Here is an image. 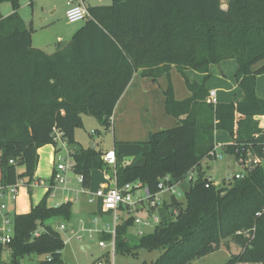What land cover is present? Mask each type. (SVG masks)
<instances>
[{"label": "trees", "instance_id": "trees-1", "mask_svg": "<svg viewBox=\"0 0 264 264\" xmlns=\"http://www.w3.org/2000/svg\"><path fill=\"white\" fill-rule=\"evenodd\" d=\"M5 3L13 9L7 17L1 13ZM222 6L221 0H113L109 7L88 8L89 19L70 42L47 54L33 47V30L18 13L20 0H0V184L24 180L32 192L38 150L49 144L57 148L56 133L76 146L73 173L83 177L84 189L100 170L113 172L120 188L140 183L154 196L165 178L170 179L166 185L178 184L195 170L186 202L174 196L164 201L153 232L132 235L133 217L118 225L116 252L134 257L138 250L157 252L142 264H195L234 239L241 250L226 264H264V128L259 120L264 99L256 91L264 74V0H228L227 9ZM228 59L238 63L235 80L243 99L214 104L204 84L187 81L191 96L177 101L170 84L164 92L166 111L179 123L150 134L143 163L129 164L116 154L112 167L103 161L104 153L76 143L84 116L111 127L114 110L138 71L154 81L169 77L172 67L183 75L192 69L207 77L210 65ZM217 131L229 134L233 142L222 149L246 171L223 188L202 168L216 148ZM249 155L260 161L253 172L247 168ZM55 185L53 175L45 199L30 213L13 216V238L6 248L0 243V264H66V242L49 223H69L72 203L47 205ZM104 240L111 242L112 236ZM32 255L44 259L34 262Z\"/></svg>", "mask_w": 264, "mask_h": 264}, {"label": "rangeland", "instance_id": "rangeland-1", "mask_svg": "<svg viewBox=\"0 0 264 264\" xmlns=\"http://www.w3.org/2000/svg\"><path fill=\"white\" fill-rule=\"evenodd\" d=\"M86 4L94 2L93 6L109 7L113 4V0H84ZM68 0H20L19 15L28 23V27L33 30L32 43L33 47L41 50L47 54L54 52L56 46L63 41L64 44L70 42L72 36L77 30L85 25V21L71 24L67 21L66 10L68 7ZM222 7L227 9L228 0H221ZM32 3V4H31ZM13 12L10 4H3L1 6V13L4 17L9 16ZM61 34L63 39L61 41H55L52 45L49 38L53 35ZM71 36V37H70ZM238 69V63L235 59H228L220 64H212L208 69V76L196 70H188L185 74H181L177 69L172 68L170 75L163 76L155 81L157 92H161L164 96V92L171 84L175 97L184 96L187 93L186 82H198L204 84L208 91H215L217 97L215 98L217 103H236L242 100V90L235 81V73ZM257 95L262 94L264 96V74L260 75L257 79ZM156 107V106H155ZM161 112L164 113L163 119H156L158 115L157 109L154 110L153 105L148 108H144L142 114L139 115L140 125L139 129L132 132L126 137L127 131L119 124L112 122L109 129L104 128L92 116H84L83 126L76 129L75 141L83 148H91L93 141L98 144L97 150L107 154L115 152L114 147L124 148L129 150L131 156L128 158L129 164L140 161L145 152L150 150L148 144L149 139H141L145 130L159 131L166 128H172L175 125V119L168 115L165 106L161 108ZM161 128V129H160ZM124 130V132H123ZM124 135V136H123ZM216 142L222 144V146H229L232 144L231 137L226 132H219L216 135ZM76 146H68L66 143L58 140V147L53 144L45 145L41 147L42 153H38V165L35 172L34 180L37 178L44 179L47 187L53 178V172L56 170L58 164L72 163V153L75 152ZM96 149V148H95ZM218 155H222V159L212 156L202 161L203 170L206 178H211L216 182L217 188H223L229 186L228 179L236 174H245V165L243 162H238L234 156L229 155L227 152L221 149L217 151ZM113 167V166H112ZM22 169V168H21ZM55 173V172H54ZM113 173V172H111ZM98 172H95L90 191H94L96 188H103L98 184ZM73 182L69 184L67 189L62 185H55L54 191L46 199L49 207H56L63 204V198L68 196L75 203L72 205V216L69 223L65 221H59L54 224L57 231L61 234L65 240V248L62 251V260L66 264H98L99 262H106V255L109 256V247L103 249L99 246V242L103 241L106 246L110 242L104 240L103 232L105 224H112L113 210L112 208H103L97 204H88L89 196L87 193L81 191V187L74 180L76 175L69 173ZM191 176V175H190ZM192 177L196 179L197 174H193ZM99 186V187H98ZM190 182L188 177L182 180L176 187L177 191L182 194L181 197L175 196L176 200L183 203L186 202V194L189 192ZM28 188L22 187L20 189L21 195L17 201L16 213H27L31 206H35L39 202L45 199L47 195L46 188H36L32 192L27 190ZM142 191L137 194V197L142 195ZM51 196V197H50ZM142 197V196H140ZM162 200L165 198L169 201L170 194H163ZM163 204V201L159 202V206ZM145 209V208H144ZM96 211L98 221L87 222L92 215V212ZM139 214L141 212H138ZM155 210H151L149 214H155ZM28 214V213H27ZM122 221L129 218L131 213L125 211L120 212ZM134 215V213H133ZM143 213H141V217ZM14 215H12L13 217ZM60 225H65L66 229L61 230ZM42 230V229H41ZM39 230V233L40 231ZM133 229H129V232L135 237L136 232ZM154 227L145 229V234L153 232ZM239 233H237L238 235ZM246 238L247 233L242 232ZM241 250L240 245L236 240L230 239L224 242L221 249L215 253H212L198 261L195 264H226L231 256L236 255ZM9 253L5 252L4 260L7 261ZM157 257V252L148 253L146 250H138L137 256L132 254L122 255L116 252L115 264H142L145 260L147 262L153 261ZM34 262L41 261L44 257L31 256ZM29 260V257L24 259L25 262Z\"/></svg>", "mask_w": 264, "mask_h": 264}, {"label": "built area", "instance_id": "built-area-1", "mask_svg": "<svg viewBox=\"0 0 264 264\" xmlns=\"http://www.w3.org/2000/svg\"><path fill=\"white\" fill-rule=\"evenodd\" d=\"M69 8L66 11L67 21L71 24L86 21L90 17V13L88 8L84 5L82 0H68ZM215 91H211L209 93L208 101L216 104L215 100ZM56 140H60V134L56 133ZM217 148H215L214 152H212V156L215 158H221V155L217 154ZM103 161L110 166L115 167L117 162V156L115 152L107 153L103 156ZM260 161H255L254 164L259 163ZM74 163H66V164H58L55 170V184L62 185L67 187L68 184L71 183L69 179V173H73ZM189 176V174H188ZM244 178L243 174H236L231 176L227 181L231 184L234 179H242ZM77 181L82 185L83 177L76 175ZM190 181L193 180V177H189ZM169 177L165 178L159 185L160 192L155 194L154 196H150L147 189L142 187L140 183L136 184H127L123 187H118L116 183V179L114 181L113 187L106 190L100 189L93 194V196L89 199V203L93 204L95 200L101 201V206L103 208H112L113 212V221L112 224H105L103 228V232L110 234L112 236V241L108 246L105 245L103 241L99 242V246L105 249L109 247V262H99L98 264H115V255H116V247H115V237L116 230L118 225L122 222V216L120 212L131 213L129 217L134 218V227H136V235L141 237L145 235V229L156 227V225L160 222V216L158 215L159 202L162 200L163 194H171L173 196L181 197V193H179L176 189V185H166V182L169 181ZM20 185H25L24 180H19L17 184L4 187L0 184V243L6 248L12 241L14 234V226H13V217L8 214V205L6 199L10 196L13 200L16 199L18 189ZM217 186V185H216ZM140 190L143 191L142 197H137V192ZM145 208V209H144ZM145 210V215H142ZM151 210H155L156 213L151 215L149 214ZM138 212H141L140 214ZM134 213V215H133ZM98 219H96V222ZM61 230H65L66 227L64 225H60ZM57 230V229H56ZM36 233V235H38Z\"/></svg>", "mask_w": 264, "mask_h": 264}, {"label": "crops", "instance_id": "crops-1", "mask_svg": "<svg viewBox=\"0 0 264 264\" xmlns=\"http://www.w3.org/2000/svg\"><path fill=\"white\" fill-rule=\"evenodd\" d=\"M84 5L87 7V8H90V7H96V6H93L94 2H92L91 4H86L84 0H82ZM70 4L68 2V7L67 9L69 8ZM67 11V10H66ZM23 20V19H22ZM25 22V21H24ZM25 24L27 26L28 23L25 22ZM78 31V30H77ZM76 31V32H77ZM74 32V34L76 33ZM74 34H70L72 37L74 36ZM70 36V37H71ZM63 36L61 34H54L53 36H51L49 38V41L52 45L55 44V41H61L63 38ZM63 42V41H61ZM56 49V48H55ZM55 51V50H54ZM172 68H175V67H172ZM171 68V69H172ZM176 69V68H175ZM188 71V70H187ZM236 81V80H235ZM198 83V82H197ZM237 85V83H236ZM258 85V84H257ZM211 92V91H209ZM216 94V92H215ZM191 96V93L189 92V90L187 89V93L184 95V96H178V97H175V99L177 101H183L187 98H189ZM217 97V95L215 96V98ZM244 95H243V92H242V99H243ZM259 97L264 99V96L262 94H259ZM241 101V100H240ZM239 102V101H238ZM217 103V102H216ZM237 103V102H236ZM151 105H153V108L154 110L157 109L158 111V115H157V118L156 119H163L164 118V113L161 112V108L165 106L166 108V98H165V95L163 96L161 94V92H157V89H156V84H155V81L152 80L151 78H143L141 76V71H138L137 73H135L134 77H133V80L131 81V83L129 84L127 90L125 91V93L123 94V96L121 97V99L119 100L115 110H114V113H113V116H112V122H114L115 124H119L121 125L122 128H124L125 131H127L128 133H126V137H128L132 132H134L135 130L139 129V125L141 124L140 123V118L138 119L139 115L143 113L144 111V108H148L150 107ZM156 106V107H155ZM170 116V115H169ZM172 117V116H171ZM174 118V117H172ZM175 119V126L178 125L179 123V120H177L176 118ZM260 120V125L262 128H264V116L263 117H260L259 118ZM172 127V128H173ZM157 128H155L156 130ZM161 129V128H160ZM166 129H170V128H166ZM123 130V132H124ZM153 130H145L143 136L141 137V139H149L150 137V134L151 133H154V132H157ZM162 130H165V129H162ZM161 131V130H159ZM219 132H222V131H217L215 133V141H216V135L219 133ZM124 136V135H123ZM232 140V139H231ZM95 146H96V149L98 147V144L95 142V140L93 141ZM233 142V141H232ZM231 142V143H232ZM222 144H220L219 142H216V148H217V151L218 150H222ZM39 151L42 153V149L40 148L38 150V153ZM114 151L116 154H120L121 156H124V157H127L126 159V162H129L128 158L131 156V152L127 149H124V148H119L117 146L114 147ZM216 151V152H217ZM146 153V152H145ZM144 155V154H143ZM222 156V155H221ZM214 159H217V158H214ZM222 159V157L220 158ZM143 163V157L142 159L137 162H134V164H141ZM202 168H203V165H202ZM19 171H23V169H19ZM204 171V170H203ZM55 172V171H54ZM54 172H53V175H54ZM95 172H98V184L99 186L101 185L103 188H105L106 190L110 189L113 187V184H114V181H115V174L114 173H111V172H108V173H105L103 171H100V170H96L92 173V181H93V177H94V174ZM196 171L193 170L189 173V176L188 177V180L190 182V179L189 177H192L193 174H195ZM191 175V176H190ZM194 178V177H193ZM69 179L71 180V183L73 182V179H71V177L69 176ZM210 180H212L211 178H209ZM78 184L79 186L81 187V191L84 192V193H87L88 196H89V199L93 196V194L95 192H97L98 190H100L101 188H96L94 191H90V187L87 188V189H84L82 187V185L77 181L76 177L74 179ZM45 180L44 179H41V178H37L34 182V184L32 185V191L36 188H46L47 192L49 190V186L47 187L46 183L44 182ZM92 181H91V184H92ZM214 182V181H213ZM70 183V184H71ZM215 185H217L216 182H214ZM179 185V183L176 185V187ZM69 186V184L67 185V187ZM91 186V185H90ZM98 186V187H99ZM218 186V185H217ZM22 187H26L28 188L26 185H20L19 186V189H18V193H17V196H16V199L13 200L10 196L7 197L6 199V202H7V205H8V214L9 215H22V214H27V213H30L32 208L37 206L38 204H36L35 206H31L30 210L27 212V213H16L17 211V201H18V197H20L21 195V191L20 189ZM67 187H65L67 189ZM28 191L29 188L27 189ZM68 190V189H67ZM189 190H190V187H189ZM54 191V189H53ZM52 191V193H53ZM142 190H140L139 192H137V194H139ZM143 193V191H142ZM169 195V194H168ZM182 195V194H181ZM140 196H143L140 195ZM139 196V197H140ZM170 196L172 197L173 195L170 194ZM51 197V196H50ZM175 197V196H174ZM89 199H88V204L89 203ZM166 201L165 198L163 199V202ZM63 202L64 203H67V202H70L72 203V205L75 203V201L73 202L68 196H65L63 198ZM94 204H97L96 206L100 205L101 206V201L100 200H95V202L93 204H90V205H94ZM57 206V205H56ZM150 212V211H149ZM145 213V210L143 212V215ZM89 215H92L89 219H87V222L89 223L90 221H95L97 219V214H96V211L94 210V212H92L91 214ZM108 224V223H107ZM65 226V225H64ZM66 227V226H65ZM57 228V227H56ZM133 229V228H132ZM134 231L136 232V227H134Z\"/></svg>", "mask_w": 264, "mask_h": 264}, {"label": "water", "instance_id": "water-1", "mask_svg": "<svg viewBox=\"0 0 264 264\" xmlns=\"http://www.w3.org/2000/svg\"><path fill=\"white\" fill-rule=\"evenodd\" d=\"M95 148H96V146H95V144L93 143V145L91 146L90 149H95ZM254 160H255L254 156H253V155H249V160H248V163H247V168L250 170V172H253V171L255 170V168H256V166L253 165ZM59 221L61 222V220L50 221L49 224L54 225V224H56V223L59 222ZM5 251H6V250H5Z\"/></svg>", "mask_w": 264, "mask_h": 264}]
</instances>
